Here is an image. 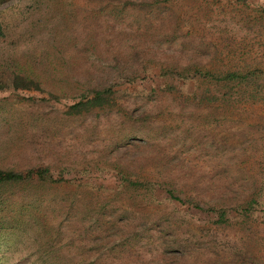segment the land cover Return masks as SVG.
I'll return each mask as SVG.
<instances>
[{"label": "rangeland", "instance_id": "1", "mask_svg": "<svg viewBox=\"0 0 264 264\" xmlns=\"http://www.w3.org/2000/svg\"><path fill=\"white\" fill-rule=\"evenodd\" d=\"M131 1L138 3L139 0ZM145 1L154 13L158 5V15L152 16L151 20L164 25L158 31L141 28L143 40H147L145 50L175 58L174 72L187 66L197 67L193 71L201 69L216 74L226 70H258L261 75L249 84H261L257 101H262V105L247 106L243 100L237 103L230 97L227 110L220 113L218 102L223 90L218 88L215 102L202 104L204 102L200 101L199 106L205 87L215 92L213 84L216 83L201 78L182 80L178 75L149 77L128 87L118 85L110 106L78 116L67 115L65 100H49L48 97L42 100L47 93L0 90V167L47 168L54 178L60 180L37 188L40 196H32L31 185L21 184L26 190L20 192L19 189L15 197L12 195L11 198L17 201L12 211L17 214L25 212L22 219H27L26 224H32L28 218L31 210L28 211L27 205L36 206L40 221L52 226L56 234L53 249L58 248L55 256L64 264L83 261L118 264L124 260L127 264H133V260L138 264H160L158 237L150 244L143 243L144 236L138 242L134 239L128 241L130 230H137L141 235L151 226L149 221L132 219L133 214H151L153 220L155 213L167 212L168 208L164 204L143 205L138 197L131 195L133 193L116 186L113 159L123 162L141 153L120 142L124 134L128 136L129 144L149 141L147 152L151 147L169 149L170 144L171 149H176L182 146L183 154L171 161L175 165L169 171L176 184L208 180L212 177L205 172L215 168L220 172L215 178L227 180L236 190L239 186L248 187L252 182L257 187L264 186V0ZM51 2L42 5H53L52 18L56 26L60 13L66 12L67 24L53 34L58 40L63 35H75L79 40L90 34L94 41L101 43L96 52L90 48L85 52L67 49L49 58L51 75L59 80L60 72L70 67L64 62V55H69L73 65L66 76L72 84L52 85H69L68 93H75L89 85L74 83L80 76L78 71L91 70L92 65H105V59L109 57L107 50L114 51L111 48L115 47V42L103 44L108 36L107 20L113 22L106 13H98L97 9L92 11L93 3L88 0ZM102 2L114 5L120 1ZM5 4V1L0 3V9ZM123 12L119 23L128 30L130 21L137 23L140 17L135 20L137 15L132 16L130 5ZM142 24L145 25V21ZM46 28L49 30L50 25ZM42 34L43 31L36 27L25 37L33 40ZM126 38L127 34L123 32L122 45ZM189 62L193 63L188 65ZM159 63V60L152 61L146 68L156 71ZM152 85L161 92L149 93ZM32 93L34 99L26 100L25 97ZM120 107L126 108L132 118H121L116 111ZM143 112L146 117L138 119ZM153 161L138 164L136 169L130 167V179L135 176L139 180L156 177L158 167ZM179 168L188 172L186 178L177 176ZM80 185L82 187L76 188ZM248 188L242 195H247L252 187ZM262 192L261 195L264 190ZM22 193L29 195L23 198ZM100 209L102 215L98 214ZM125 212L129 213L125 215ZM97 215L99 223H95ZM127 215L131 219L126 218ZM126 219L130 222L127 225ZM250 222L240 227L232 217L227 229L204 230L190 247L204 258L205 263L201 264H264V224H256L255 220ZM12 232L3 234L11 247L0 240V255H6L2 264L36 262L39 258L36 253L38 242L34 236L25 232L22 226L13 232L14 235ZM80 234L82 238L78 237ZM127 242L133 243L130 249ZM112 246L117 248L114 256L109 254ZM79 247L80 251L77 250ZM43 257L41 255L42 260ZM168 263L170 260L167 259L164 264Z\"/></svg>", "mask_w": 264, "mask_h": 264}, {"label": "trees", "instance_id": "2", "mask_svg": "<svg viewBox=\"0 0 264 264\" xmlns=\"http://www.w3.org/2000/svg\"><path fill=\"white\" fill-rule=\"evenodd\" d=\"M4 1L7 4L0 9V90L2 91H39L40 93H47V96L41 98L42 100L45 97H48L49 100H65L67 115L78 116L94 110H103L110 106L115 100L116 86L118 88V85L128 87L137 80H144L149 77L178 75L182 77V80H186L187 77H189L188 79L201 78L216 83L213 84L216 89L215 92H212L208 86L205 87L200 96L199 106L201 105L200 101L204 102L202 104L210 101L215 102L217 99L215 93L218 92V88L223 90L220 95V102H218L221 107L218 109L220 113L227 110L231 102L230 97L235 99L237 103L243 100V103L247 106L262 105V101H257L261 94V84H249L257 80L259 75H261L258 70H245L243 72L226 70L216 74L208 70L202 71L201 69H194L193 71V68L197 67L187 66L179 72H174L172 68L177 64L175 58L172 56L167 58L157 54V52L151 54V51L145 50L144 43L147 40H143L141 28L146 31H158L164 26L162 23L156 24V21L151 20L152 16L158 15V10H160L158 5L154 13L149 9L151 5L145 0H139L138 3L131 0H119L120 2L114 5L103 3V0H88L93 3L91 6L92 11L97 9L98 11L96 12L106 13V16L111 18L113 23H109L110 21L107 20L108 36L103 44L108 45L112 41L115 42V47L111 48L114 49L113 52L109 51L113 54L107 50L106 54L109 57L105 59V65H92L93 69L91 70L78 71L80 76L75 78L74 83L89 85L84 86L82 89L76 88L78 89L77 92L69 94L67 88L69 85L58 87L52 84H72L66 76L68 69L73 65L72 60L70 61L69 55H64V62L70 67L66 71L62 70L60 72L61 77L57 80L55 76L51 75L49 58L54 56V53H64L67 49L83 50L85 52L90 48L91 51L96 52L97 47L101 43L98 40L94 41V36L90 34L79 40L75 35H63L58 40L57 36L53 34L57 33V28L62 27L64 29L67 24L66 12L60 13L58 17L60 20L56 26L52 18L53 5H42L44 2L48 3L57 0H0V3ZM128 5H130L132 16L137 15L135 20L138 17L140 19L137 20V23L130 21L131 24L126 30L122 28L119 22L122 21L124 16L123 9ZM143 21H145V25L142 24ZM47 25H50L49 30L46 28ZM114 26L119 28L116 29ZM36 27L43 31V34L33 40L26 38L25 34L30 33V30ZM123 32H126L127 38L125 44L122 45ZM157 60L160 61V66H158L156 71L146 68L150 62H157ZM192 63L189 62L187 64L190 65ZM183 85L181 84V86ZM155 91L161 92V89L158 91L152 85L149 93H154ZM33 96L34 94L32 93L25 98L26 100H33ZM125 109L120 107L116 111H118L121 118H132V114ZM146 115L145 112H143V115L140 113L138 119L142 120ZM127 137L124 134L120 142L123 141V145L134 147L136 152L141 153L127 158L123 162H119L120 159H113L115 161L113 166L116 171V186L133 193L131 195L138 197L143 205L154 204L161 206L164 204L168 208L167 212L155 213V219L153 220L151 219V214L140 212L139 215L133 214L132 219H138L137 222L149 221L151 226L147 232H143L141 235L137 230H130L128 241L129 239H134L135 242H138L144 236L146 238L143 243L150 244L155 241V237H158L160 264H164L167 259L170 260L168 264L205 263L204 258H200L199 254L190 247L192 242L198 240L204 230L219 229L223 231L227 229L230 226L232 217L235 218L236 224L240 227L250 224V221L254 220L256 224H264V194L261 195L264 186L260 188L252 182L248 186L252 187L250 192L247 195H242L249 188H240L239 186V189L236 190L235 186L228 183L226 179L227 182L218 180L215 175L217 173L220 174V172L215 168L205 172L212 177L208 180L176 184L172 182L169 171L170 167L175 165V162L172 163L171 161L180 153L183 154L182 146L176 149H171L170 144L169 149H164L163 147L154 149L151 147L148 148L147 152L149 141L143 140L142 143L129 144L127 143L129 139ZM146 137H149V134H146ZM149 151L151 152L149 153ZM152 160H154L155 166L158 167L156 169V177L149 176L139 180L138 176H135L134 179H130L132 174L128 172L130 167L136 169L138 164H144ZM62 173L64 172L62 171ZM177 174V176L182 175V177L186 178L188 172L179 168ZM57 181H60L59 178H54L47 168L21 170L17 167H0V240L3 239L4 241L2 242L9 247L11 243L9 244L7 237L5 238L3 234L7 231L15 233L21 226L25 232L32 234L36 239L35 242H38L36 253L39 258L36 259V262L33 261L29 264L64 263L55 256L58 248L56 250L53 249L57 239L56 234L51 228L52 226L44 225L40 221V217L35 212L36 206L27 205L30 208H28V211L31 210V212H28V218L33 223L26 224L27 219H22L25 212L17 214L12 211L17 201L11 197L12 195L15 197L19 189L20 192L26 190L20 186L21 184L31 185L30 190L34 192L32 196H40L37 188ZM80 187L82 185L76 188ZM88 188L91 189V186ZM88 188H84V191H88ZM28 195L29 193H22L21 197L25 198ZM33 200L34 198H32ZM101 211L100 209L99 215H102ZM128 213L125 212V215ZM120 218L121 215L118 219ZM126 218L131 219V216L127 215ZM94 219L95 223H99L98 215ZM128 223L130 222L126 219L125 225ZM118 230L119 232L122 231ZM13 232L12 235H14ZM37 233H41V235L36 236ZM119 236L122 238V234ZM78 237L82 238V235L80 234ZM127 244L129 246L128 249H130L133 243L127 242ZM81 248L79 247L77 250L80 251ZM115 249L117 248L112 246L109 254L114 256L117 253ZM41 255L44 256L43 260ZM4 256L6 255L3 253L0 255V264H2ZM79 264L90 263L83 261ZM118 264L127 263L124 260ZM133 264L138 263L133 260Z\"/></svg>", "mask_w": 264, "mask_h": 264}]
</instances>
